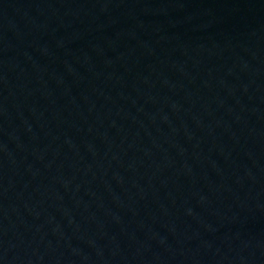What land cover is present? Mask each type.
I'll return each instance as SVG.
<instances>
[{"label": "water", "instance_id": "water-1", "mask_svg": "<svg viewBox=\"0 0 264 264\" xmlns=\"http://www.w3.org/2000/svg\"><path fill=\"white\" fill-rule=\"evenodd\" d=\"M0 264H264V0H0Z\"/></svg>", "mask_w": 264, "mask_h": 264}]
</instances>
